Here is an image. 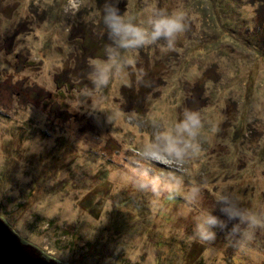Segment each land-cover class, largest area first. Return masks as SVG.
Instances as JSON below:
<instances>
[{
	"label": "rangeland",
	"instance_id": "rangeland-1",
	"mask_svg": "<svg viewBox=\"0 0 264 264\" xmlns=\"http://www.w3.org/2000/svg\"><path fill=\"white\" fill-rule=\"evenodd\" d=\"M150 2L185 12L175 49L124 52L97 88L105 0H0V217L64 264H264V227L189 239L222 191L264 220V0L119 7L143 23ZM186 109L204 122L198 152L152 163ZM154 178L158 195L138 188Z\"/></svg>",
	"mask_w": 264,
	"mask_h": 264
},
{
	"label": "clouds",
	"instance_id": "clouds-1",
	"mask_svg": "<svg viewBox=\"0 0 264 264\" xmlns=\"http://www.w3.org/2000/svg\"><path fill=\"white\" fill-rule=\"evenodd\" d=\"M120 0H105L101 21L106 29L110 44L105 46L106 59H93L90 63V77L97 87H106L114 75H119L129 65L124 52H135L139 49L158 45L162 52L175 49L177 39L186 31L187 16L179 8L167 10L154 3H145L142 9L143 23L136 17L122 12ZM163 43H160V42ZM204 128L199 111L186 109L182 118L175 124V134L164 131L156 137L157 143L148 147L144 155L152 163L165 164L169 161L182 164L190 153L196 154L199 149L195 143ZM147 175V173H145ZM158 179L141 183L138 188L158 193ZM216 205L221 216L213 214V210H200L195 217V227L190 240H214V229L224 230L229 222L236 221L229 234H235L241 223L251 227H264V220H258L247 209H241L238 201L222 191L216 198Z\"/></svg>",
	"mask_w": 264,
	"mask_h": 264
},
{
	"label": "water",
	"instance_id": "water-1",
	"mask_svg": "<svg viewBox=\"0 0 264 264\" xmlns=\"http://www.w3.org/2000/svg\"><path fill=\"white\" fill-rule=\"evenodd\" d=\"M0 264H64L25 241L0 217Z\"/></svg>",
	"mask_w": 264,
	"mask_h": 264
},
{
	"label": "trees",
	"instance_id": "trees-1",
	"mask_svg": "<svg viewBox=\"0 0 264 264\" xmlns=\"http://www.w3.org/2000/svg\"><path fill=\"white\" fill-rule=\"evenodd\" d=\"M90 209H92V208H90Z\"/></svg>",
	"mask_w": 264,
	"mask_h": 264
}]
</instances>
